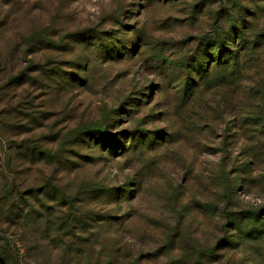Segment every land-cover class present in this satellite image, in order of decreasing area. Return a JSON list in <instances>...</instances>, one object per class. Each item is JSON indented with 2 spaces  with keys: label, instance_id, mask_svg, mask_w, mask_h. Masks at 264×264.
<instances>
[{
  "label": "rangeland",
  "instance_id": "obj_1",
  "mask_svg": "<svg viewBox=\"0 0 264 264\" xmlns=\"http://www.w3.org/2000/svg\"><path fill=\"white\" fill-rule=\"evenodd\" d=\"M263 2L0 0V264H264V90L164 72Z\"/></svg>",
  "mask_w": 264,
  "mask_h": 264
},
{
  "label": "trees",
  "instance_id": "obj_2",
  "mask_svg": "<svg viewBox=\"0 0 264 264\" xmlns=\"http://www.w3.org/2000/svg\"><path fill=\"white\" fill-rule=\"evenodd\" d=\"M239 18L241 19L228 30H222V27L213 32L211 42L204 45L211 54L203 49L197 58V55L193 59L188 58L193 60L191 63L177 64L169 61L166 64L168 68L164 70L165 74L174 73L176 70L189 71L190 74L186 75L184 82L173 76V73L169 76L173 78L166 76L167 82L173 85L171 89L182 90L184 101L197 93L202 95L212 92L214 99L223 100L228 114L234 120L242 116V113L248 115L252 103H259L260 92L264 90V72L261 71L264 33L261 34L252 26L244 24L242 14ZM252 160L257 161V158ZM223 184L227 188L226 180Z\"/></svg>",
  "mask_w": 264,
  "mask_h": 264
}]
</instances>
